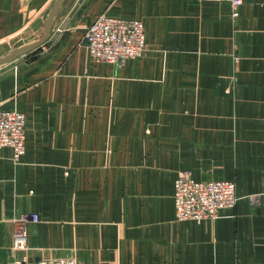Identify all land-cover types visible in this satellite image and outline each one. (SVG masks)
<instances>
[{
	"label": "crops",
	"instance_id": "0c3cea01",
	"mask_svg": "<svg viewBox=\"0 0 264 264\" xmlns=\"http://www.w3.org/2000/svg\"><path fill=\"white\" fill-rule=\"evenodd\" d=\"M56 0H0V56L38 41ZM145 23L147 52L96 62L88 27ZM0 109L27 116L20 164L0 149V264L13 219L32 261L264 264V0H64L48 40L0 67ZM229 180L238 204L175 219V181Z\"/></svg>",
	"mask_w": 264,
	"mask_h": 264
},
{
	"label": "built area",
	"instance_id": "2783aa9c",
	"mask_svg": "<svg viewBox=\"0 0 264 264\" xmlns=\"http://www.w3.org/2000/svg\"><path fill=\"white\" fill-rule=\"evenodd\" d=\"M200 1L228 3L233 19L240 17V9L244 4V0ZM85 44L96 62L122 68L146 54V26L139 19L103 15L88 27ZM26 127L25 113L0 109V149L10 150L15 164H20L27 153ZM237 204L235 181H200L190 172L181 173L175 181L174 208L178 222L215 220L222 212L234 210ZM39 221L40 217L36 213L22 214L13 219L12 250L19 254L13 264H78L75 258L32 261L25 255L29 250V227Z\"/></svg>",
	"mask_w": 264,
	"mask_h": 264
},
{
	"label": "water",
	"instance_id": "95a60500",
	"mask_svg": "<svg viewBox=\"0 0 264 264\" xmlns=\"http://www.w3.org/2000/svg\"><path fill=\"white\" fill-rule=\"evenodd\" d=\"M63 2L64 0H56L51 10L47 13V20L44 25L42 37L33 44L16 49L7 54L6 56H0V67L8 65L13 61L17 60L18 58L33 52L48 40L51 34L53 20L58 15Z\"/></svg>",
	"mask_w": 264,
	"mask_h": 264
},
{
	"label": "rangeland",
	"instance_id": "374dc122",
	"mask_svg": "<svg viewBox=\"0 0 264 264\" xmlns=\"http://www.w3.org/2000/svg\"><path fill=\"white\" fill-rule=\"evenodd\" d=\"M85 41V40H84Z\"/></svg>",
	"mask_w": 264,
	"mask_h": 264
}]
</instances>
